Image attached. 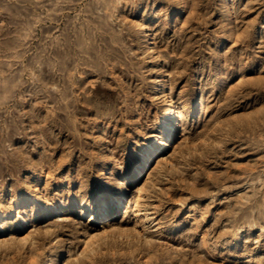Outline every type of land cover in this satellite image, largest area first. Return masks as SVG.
Segmentation results:
<instances>
[{
  "label": "rangeland",
  "instance_id": "374dc122",
  "mask_svg": "<svg viewBox=\"0 0 264 264\" xmlns=\"http://www.w3.org/2000/svg\"><path fill=\"white\" fill-rule=\"evenodd\" d=\"M0 264H264V0H0Z\"/></svg>",
  "mask_w": 264,
  "mask_h": 264
},
{
  "label": "bare ground",
  "instance_id": "6f19581e",
  "mask_svg": "<svg viewBox=\"0 0 264 264\" xmlns=\"http://www.w3.org/2000/svg\"><path fill=\"white\" fill-rule=\"evenodd\" d=\"M168 99V97H167ZM166 102H169L168 100ZM174 105L169 102L165 107V114L167 115L166 121H162L161 125V140L158 142L157 153L164 152L166 149L171 148L175 141L177 140L176 135V113ZM160 130V129H159ZM151 159V158H150ZM140 174V171H137ZM141 213V212H140ZM90 219V218H89ZM145 222V221H144ZM141 224V223H139ZM143 224V223H142Z\"/></svg>",
  "mask_w": 264,
  "mask_h": 264
}]
</instances>
